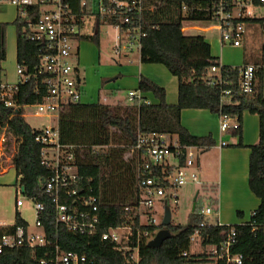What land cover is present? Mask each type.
Wrapping results in <instances>:
<instances>
[{"label": "built area", "instance_id": "built-area-1", "mask_svg": "<svg viewBox=\"0 0 264 264\" xmlns=\"http://www.w3.org/2000/svg\"><path fill=\"white\" fill-rule=\"evenodd\" d=\"M19 9L23 21L24 37L38 47L37 61L33 72L27 71L24 63L17 67L18 82L0 85V100L6 107L17 110L27 106L35 107L36 115H47L58 119L59 114L69 104H77L83 99L82 79L73 62L76 57V41L81 35V28L87 17H94L95 28L100 22H106L116 29L113 44V59L127 56L138 50L141 52L143 39L147 35L144 22L145 0H0ZM39 13L34 16L35 8ZM182 9L200 10L201 21H186L181 27L184 37H203L215 33L219 46L238 48L245 45L249 25H259L264 33V0H182ZM153 28L157 26L153 25ZM206 39V38H205ZM262 62L243 63L239 66L224 65L219 59L202 75V81L219 88L221 103H234L239 96L252 94L256 84V70L264 68ZM237 70L238 78L229 76ZM194 73V70H191ZM40 77L43 84L44 98L32 105L18 104L17 93L21 84L32 77ZM128 99L133 102L145 100L135 90L128 92ZM220 130L232 132L241 126L238 116L219 114ZM35 141L40 144L41 164L49 174L43 179V193L48 195L55 209V221L71 234L92 236L99 231L101 217L98 197L94 188L85 183L79 173L75 145L61 141L59 123L33 128ZM164 133H139L130 154L137 158L136 182L139 189V202L124 207L128 221L118 226H111L101 235V241L114 242L116 249L123 253L128 264H139L140 249L160 230L162 223L156 213V206L164 207L165 201L177 205L178 191L186 184L201 185L203 181L198 169H194L198 151L205 146L181 143L177 138ZM6 136L3 140V145ZM226 145V141H222ZM197 151V152H196ZM198 167V166H197ZM15 210L28 204L33 205L34 224L38 231L29 229V224L7 228L0 236V253L6 250L30 248L40 264H97L94 257L86 251L66 250L59 239L51 238L43 224L46 204L39 196H28L19 178L16 184ZM199 227L191 240L200 237L201 228L221 225L218 221L209 222L208 216L217 214L216 208L208 206L198 210ZM256 210L244 224L249 223L256 232L259 224L253 218ZM237 244V231L231 226L226 238L218 244L207 247V254L216 261L224 260L228 264H243L244 255L234 253ZM184 255H187L185 252Z\"/></svg>", "mask_w": 264, "mask_h": 264}, {"label": "trees", "instance_id": "trees-1", "mask_svg": "<svg viewBox=\"0 0 264 264\" xmlns=\"http://www.w3.org/2000/svg\"><path fill=\"white\" fill-rule=\"evenodd\" d=\"M144 22L147 35L143 39L140 52L144 63H162L178 77V101L169 103L166 90L146 77H141L138 89L151 92L159 99L158 103L143 102L135 99L129 103L108 105L101 101L95 103L69 104L61 113L59 128L64 144L77 146V164L85 183L94 188L98 197L101 217L99 231L92 236L71 234L64 227L56 225L55 209L48 195L43 193V179L49 174L41 164L40 144L35 141L33 128L24 117V109L6 107L0 100V127L6 126L7 133L16 139L17 152L14 165L17 177L21 178L28 196H39L46 204L43 224L48 235L59 239L66 250L86 251L94 257L97 264H128L116 244L101 241L102 233L111 226L128 221L124 210L127 205L139 202V189L136 182L137 158L132 148L139 133H164L176 136L183 144L209 147L214 140L209 136L191 134L182 124L184 109H209L214 113L238 116L248 111L260 118L259 141L252 145L249 157V187L259 197L260 205L256 209L254 221L264 222V68L256 70V84L252 94L239 96L234 103H221L220 89L202 81V75L218 63L212 54L210 42L203 37H184L181 27L186 21H201L203 12L182 9V0H145ZM39 13L35 8L34 16ZM100 22V20H99ZM26 20L17 19V62L24 63L28 72H33L37 61L38 47L24 37ZM153 25L157 28H153ZM97 34L85 36L97 39ZM264 54V46L262 48ZM0 58H6L5 35L0 26ZM263 59L256 60V64ZM191 70H194L192 73ZM235 81L237 70L230 71ZM2 70L0 69V85ZM45 90L40 77H32L21 84L17 93L18 104L32 105L44 98ZM241 134V126L232 130ZM103 144L100 148H94ZM198 198L196 194L195 200ZM195 202V201H194ZM217 203V201H216ZM187 224L171 223L166 227L171 236L160 247L142 244L139 264H228L224 260L213 262L208 256L207 247L224 240L231 226L237 231V244L234 253L244 255L243 264H264V227L252 231L249 223L210 225L201 228L200 243L202 252L193 253L192 235L199 227L200 216L196 206ZM217 205V204H216ZM216 205L213 207L216 208ZM239 215H243L241 212ZM27 225L16 213V221L10 228ZM165 227L162 223L159 228ZM7 228L0 227V236ZM187 255H184V253ZM0 264H40L30 248L6 250L0 253Z\"/></svg>", "mask_w": 264, "mask_h": 264}, {"label": "crops", "instance_id": "crops-1", "mask_svg": "<svg viewBox=\"0 0 264 264\" xmlns=\"http://www.w3.org/2000/svg\"><path fill=\"white\" fill-rule=\"evenodd\" d=\"M18 16L19 9L16 6L8 2H0V26L2 25L4 31L6 30V46L8 52L9 49L10 51L13 50L12 53L16 61ZM101 24L108 23L99 22L94 32V34L98 33L97 39L86 38L85 36L88 35L81 33L76 43V66L82 79L84 91L82 102L95 103L101 101L108 105H118L119 101L116 98H119L120 94L124 92L128 94L129 91L135 90L145 100L158 103L159 99L153 93L142 92L138 89L140 78L143 76L165 88L166 99L169 103H177L179 80L177 83L173 74L170 71L168 72V68L164 64L144 63L141 61L140 53L137 57L131 58L129 56L128 60L130 61L125 60V63H122L120 60L115 61L112 59L113 57L109 58L102 54ZM213 38L215 40L212 39L213 41L210 42L211 47L213 43H216L219 47L218 39L216 36ZM212 54L224 65L239 66L229 65L222 61L220 56L214 53L213 48ZM261 59L262 55L256 60L260 61ZM256 60L253 62L244 61L243 63H256ZM0 67L3 69V64L0 63ZM18 79L17 72L16 76H7L5 79L2 77V83L16 84ZM110 99L115 100L112 103H108ZM61 113L58 119H52V122L57 121L59 123ZM181 121L191 134L201 137L210 135L215 142L214 145L200 149L201 156L199 155L198 159V171L202 181L206 182L207 185L212 184L214 186L217 184V187H214V193L217 197V214L213 216V219L218 221L219 224L227 225L245 222L250 217L251 212L256 210L260 205L259 197L249 187L250 147L259 141V115L248 111L243 113L240 135H235L233 132H222L220 130L219 114L209 109H184L181 114ZM5 136L7 139L12 137L7 133L6 126L0 127V192L7 186H16L20 178L17 177L14 165L17 143L14 141L12 143L9 142L6 148L3 145ZM222 141H226V145H222ZM210 168L213 169L216 177L210 174ZM239 212L243 215H239ZM14 224L4 225V222L0 220V227L3 229L9 228Z\"/></svg>", "mask_w": 264, "mask_h": 264}, {"label": "rangeland", "instance_id": "rangeland-1", "mask_svg": "<svg viewBox=\"0 0 264 264\" xmlns=\"http://www.w3.org/2000/svg\"><path fill=\"white\" fill-rule=\"evenodd\" d=\"M95 24L96 20L94 17H87L84 26L81 28V33L85 35H92L95 32ZM101 52L106 57H113L111 56L112 50H113V42H115V36H116V29L110 25V24H101ZM4 35H6V30L4 31ZM115 35V36H114ZM216 36L218 38L217 34L210 33L206 36H204L209 42H212L215 40L213 37ZM6 38V36H5ZM87 38V37H86ZM114 38V39H113ZM213 39V40H212ZM217 40V39H216ZM78 40L75 42L77 43ZM264 46V33L259 25H249L247 28V40L244 46L238 47V48H232V47H225L221 48L218 47L216 43L212 44V48L215 54L220 56V59L224 62H226L229 65H240L244 61L253 62L256 59L260 58L262 55V48ZM5 48H6V58L2 60L0 58V63L3 64L4 68L2 70L3 79H5L7 76H16L17 73V61L12 53V51L8 52V48L6 46L5 41ZM139 55L138 50H134L130 53H128V56H119L118 60H120L122 63H125V60H128L129 56L131 58L137 57ZM113 59V58H112ZM130 61V60H128ZM73 62L76 65V57L73 58ZM166 68V67H165ZM167 69V68H166ZM169 72V69H167ZM178 83V77L173 75ZM103 95V94H102ZM101 95V96H102ZM119 103H129L130 100L128 99V94L125 92L120 94L119 98H116ZM120 99V100H119ZM115 99H110L108 103H112ZM116 100V101H117ZM25 120L32 128H39L42 125H51L52 118L48 117L47 115H36L35 114V107L34 106H27L25 108ZM12 138V137H10ZM177 137L174 135L172 138H169V141L172 139H176ZM13 141L16 143V139L13 138ZM103 146V144L99 146H95L94 148H100ZM197 152V151H196ZM199 155L201 156L200 152L198 151L197 160L195 163L194 169H198V159ZM210 174L214 175L216 177L215 173L213 172V169L210 168ZM216 179V178H215ZM214 187H217L216 185H207L206 182L203 181V184L196 185V184H186L180 188L178 191L179 194V202L175 206L173 204L163 207L162 205L156 206V213L160 219H162L163 213L165 212V209L170 210L172 215V223L176 224H187L189 221V217L193 211L194 203L196 202L197 207H213L216 205V195L214 193ZM198 193V198L195 200L196 194ZM16 186L11 185L3 188L0 192V220L4 222V225H11L15 223V200H16ZM195 201V202H194ZM20 211L21 217L26 220L30 224V231L36 232L38 231V228H36L34 224L35 220V212L33 210V205L28 204L26 208H23ZM213 216H208L206 219L209 222H212L214 219ZM204 249L201 247L200 243V237H196L192 241V247L191 251L193 253H199L202 252ZM213 262V258H211Z\"/></svg>", "mask_w": 264, "mask_h": 264}, {"label": "water", "instance_id": "water-1", "mask_svg": "<svg viewBox=\"0 0 264 264\" xmlns=\"http://www.w3.org/2000/svg\"><path fill=\"white\" fill-rule=\"evenodd\" d=\"M9 142L12 143L13 142V138H6L5 142H4V146L7 148L9 145ZM169 206V202L166 200V203H165V207ZM195 207V204L193 206V209ZM172 221V215H171V212L170 210H166L165 209V213H164V216H163V219H162V224L165 226L163 228H161L157 234L155 235L154 238H152L149 243H148V246L149 247H160L163 242L169 238L171 236V232L170 230L166 227L167 225H169Z\"/></svg>", "mask_w": 264, "mask_h": 264}]
</instances>
